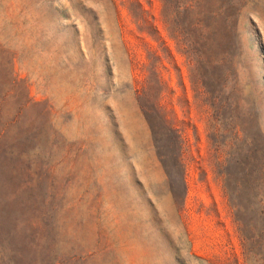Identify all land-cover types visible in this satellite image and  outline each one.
<instances>
[{
  "label": "rangeland",
  "instance_id": "374dc122",
  "mask_svg": "<svg viewBox=\"0 0 264 264\" xmlns=\"http://www.w3.org/2000/svg\"><path fill=\"white\" fill-rule=\"evenodd\" d=\"M0 264H264V0H0Z\"/></svg>",
  "mask_w": 264,
  "mask_h": 264
}]
</instances>
